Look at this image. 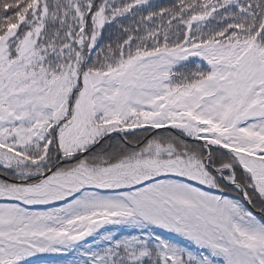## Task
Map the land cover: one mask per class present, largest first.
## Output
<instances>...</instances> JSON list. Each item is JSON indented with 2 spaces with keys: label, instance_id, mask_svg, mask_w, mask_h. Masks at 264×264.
<instances>
[{
  "label": "snow or ice",
  "instance_id": "obj_1",
  "mask_svg": "<svg viewBox=\"0 0 264 264\" xmlns=\"http://www.w3.org/2000/svg\"><path fill=\"white\" fill-rule=\"evenodd\" d=\"M49 255L264 264V0H0V264Z\"/></svg>",
  "mask_w": 264,
  "mask_h": 264
},
{
  "label": "trees",
  "instance_id": "obj_2",
  "mask_svg": "<svg viewBox=\"0 0 264 264\" xmlns=\"http://www.w3.org/2000/svg\"><path fill=\"white\" fill-rule=\"evenodd\" d=\"M162 3H168L169 0H161ZM116 135V134H114ZM61 257H58L56 255L46 257L44 260L40 262V264H61Z\"/></svg>",
  "mask_w": 264,
  "mask_h": 264
},
{
  "label": "rangeland",
  "instance_id": "obj_3",
  "mask_svg": "<svg viewBox=\"0 0 264 264\" xmlns=\"http://www.w3.org/2000/svg\"><path fill=\"white\" fill-rule=\"evenodd\" d=\"M49 256H54V255H49ZM49 256H47V257H49Z\"/></svg>",
  "mask_w": 264,
  "mask_h": 264
}]
</instances>
